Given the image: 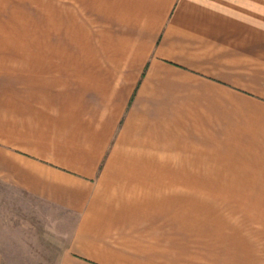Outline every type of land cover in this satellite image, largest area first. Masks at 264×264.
<instances>
[{
    "label": "crops",
    "instance_id": "obj_1",
    "mask_svg": "<svg viewBox=\"0 0 264 264\" xmlns=\"http://www.w3.org/2000/svg\"><path fill=\"white\" fill-rule=\"evenodd\" d=\"M40 1L0 0V167L3 182L75 216L56 264H264L263 221H186L190 199L201 194L169 190L168 176L169 167L229 164L238 136L236 149L257 151L256 179L264 182V139L255 141L256 130L264 131L260 114L246 108L239 125H229L233 94L264 102V0H80L87 21L112 27L103 33V50H83L82 40L79 63L13 65L15 79L33 86L23 102L63 86L59 123H46L64 131L58 150L30 126L32 134L28 122L18 133L3 120V102H22L18 94L3 95L8 24L16 33L19 20L23 34L25 23H33L23 7L52 8L49 50L56 45L57 8L65 6ZM32 30V47L39 48L40 25ZM73 102L80 104L78 115ZM220 105L227 107L218 113L228 121L227 133L206 126ZM10 113L12 119L28 115ZM7 130L22 153L3 147ZM41 141L48 143L42 155L34 145ZM254 213L264 215L263 209ZM185 232L189 243L206 248L203 254L175 249Z\"/></svg>",
    "mask_w": 264,
    "mask_h": 264
},
{
    "label": "rangeland",
    "instance_id": "obj_2",
    "mask_svg": "<svg viewBox=\"0 0 264 264\" xmlns=\"http://www.w3.org/2000/svg\"><path fill=\"white\" fill-rule=\"evenodd\" d=\"M42 3L63 5L69 7L72 13L71 15L68 13L65 16V7L57 8V23H55L56 45L51 50H49L48 40L52 41L54 35L48 34L47 19L52 8L41 7L40 11H38L37 6L23 7L26 18H32L28 16H33V23H25V33L23 34L19 30L22 27L19 20L13 26V29L17 27L16 33L10 29L8 24V28L3 34V95L18 94L21 96L22 102L20 100L18 102H3V120L8 123L11 122L14 126L9 128V131L14 130L16 132L17 129L18 133H25L26 126L24 125L28 122L27 129L32 134L35 133L31 127H35L40 135H49L52 138V142L53 140L55 141L58 150V146L66 141L63 138L64 131L61 127L58 130L59 126H56L55 130H52L50 125L55 124L56 121L59 123L58 120L60 118L58 117L60 115L58 111L64 110L63 86L56 85L48 90L44 88L46 91L42 93L40 91L39 93L37 92L38 96L33 99L34 102H23L24 98L26 99L28 95L32 94L33 86L27 81L15 79L17 71L13 65L32 62L53 64L79 63L81 62L82 40L83 50H91L92 52L103 50V33L106 30H111L112 27L111 25L107 26V24L87 21L89 16L85 12L86 6L84 5L82 8L80 0H41L40 4ZM40 19L41 23L37 24V21ZM39 25L40 30L35 34H40L41 46L39 48L35 46V49H33L31 44L32 29L34 26L37 27ZM3 26L5 27V23H3ZM52 27L53 23H51V29ZM23 38L25 44L23 43ZM76 87L72 85L71 90L74 91ZM232 100L230 126L232 124V127L236 128L234 125H239L238 122L240 123V121L238 117L247 111L246 108L259 113V121L264 124V102H255L254 98L249 99V97L241 96L240 94H233ZM6 104L8 107L13 106V109H7L5 107ZM72 105L74 112H77L76 114L78 115L80 111L79 102H73ZM220 107L217 106L216 112L213 110V117L208 120L206 126H214L212 129L217 130V132L225 128L227 133V119L225 118L226 122H224L225 119H222L223 115L218 116L219 111L220 114H223V110H226L227 107L223 108L221 105ZM22 110L28 114L27 117L13 119L10 117V112H13L16 117L15 112ZM48 116L51 119L48 120ZM15 119H18L16 125ZM23 121L26 123H22ZM35 122H37V127L33 126ZM47 122L52 124L46 125ZM47 126L50 129H47ZM3 128L6 130V127ZM256 131L258 136L255 141L259 142V139H264V137L262 138L264 131L260 129ZM239 132L241 133V136H239L241 137L240 140H243V134L245 133L244 131ZM3 136L4 148L15 153H22L15 149L17 144L8 130L6 131V135ZM34 136L37 138L36 135ZM237 137L234 136V149H232L231 161L227 165L168 168L169 190H183L186 194L190 192L189 197L198 194V192L201 194L199 199H190V202H192V214H185L186 221L226 223L236 226L250 221L264 222V215L254 213L262 209L264 211V182L257 181V167L254 166L257 161V151L236 149L241 146L236 143L238 142L236 141ZM47 144L43 141L34 143L41 155L44 150L40 149H45ZM242 146L244 145L242 144ZM74 218L75 216L71 211L36 202L16 186L3 182V168L0 167V264H56L59 253L69 241ZM238 228L237 230H240ZM167 233L169 234L170 232ZM186 238L187 233L185 232L184 240H181V242L177 241L178 245L175 249L181 250L180 254L187 256L188 252L195 254L198 252L200 254L204 253L206 248L194 242L189 243L190 241H187ZM218 245L220 244L211 246L213 254L220 250L221 246L218 247ZM170 251L169 254L173 255ZM170 255L169 258L173 259ZM184 261L186 264L187 259ZM204 261L203 264H210L212 262Z\"/></svg>",
    "mask_w": 264,
    "mask_h": 264
}]
</instances>
